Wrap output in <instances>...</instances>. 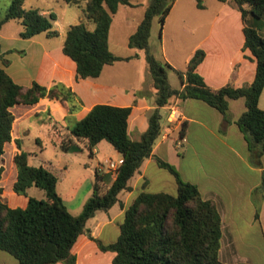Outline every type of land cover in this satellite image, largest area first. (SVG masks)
<instances>
[{
  "label": "trees",
  "instance_id": "1",
  "mask_svg": "<svg viewBox=\"0 0 264 264\" xmlns=\"http://www.w3.org/2000/svg\"><path fill=\"white\" fill-rule=\"evenodd\" d=\"M25 1L11 0L5 16L0 18V32L5 24L16 20L23 26L20 36L24 39L42 33L49 38L58 37L59 31L54 29L57 15L26 9ZM64 1L77 7L85 3L83 19L69 27L63 44L64 54L77 64V80L98 78L107 65L130 60L129 57L115 55L109 44L113 17L120 5L134 6L130 0ZM175 1L150 0L142 22L128 42L130 48L145 52L149 75L157 90L156 109L142 138L133 140L129 135L133 106L98 104L83 119L68 127L69 138L62 139L59 144L64 153H79L87 149L91 155L99 143L107 141L123 156L110 186L107 184L110 179L108 173L96 170L93 193L80 215H73L59 194L58 175L48 167L32 165L31 154L17 143L18 151L14 156L17 176L13 188L17 195L27 198V204H11L5 200L0 187V250L12 255L19 264H77L73 249L79 237L86 233L87 222L98 211H108L117 204L122 191L131 190L129 181L145 159L151 157L159 167L175 177L177 192H141L125 211L118 240L106 245L94 239L99 248L116 254L112 264H226L219 257L223 234L222 218L216 203L204 199L199 187L185 181L173 164L154 155L153 147L162 129L160 109L167 106L172 98L203 101L217 109L228 124L232 122L229 101L244 98L247 110L236 124L249 144L252 164L262 166L264 110L259 103L264 91V35L261 33L264 0H234L244 21V51L250 50L254 56L251 59L257 62L255 80L242 87L228 84L217 90L211 89L197 71L206 57L205 51L198 50L187 70L178 71L183 81L182 89L172 88L168 74L173 67L158 60L152 52L153 21L159 18L163 25ZM197 5L200 9L205 8L203 0H197ZM88 22L95 28L91 29ZM19 53L24 54V51ZM5 55L0 44V182L5 172L2 157L7 144L13 140L16 120L13 109L17 105L33 106L43 99L66 102L69 115L83 108L82 99L63 83L52 87L36 81L30 87L18 84L6 70L8 61ZM187 128L185 122L180 131L181 138H184ZM32 187L44 191L46 197L29 196L28 191ZM255 195L261 199L264 196V171L262 184L254 191ZM121 206L124 207L123 204Z\"/></svg>",
  "mask_w": 264,
  "mask_h": 264
},
{
  "label": "crops",
  "instance_id": "2",
  "mask_svg": "<svg viewBox=\"0 0 264 264\" xmlns=\"http://www.w3.org/2000/svg\"><path fill=\"white\" fill-rule=\"evenodd\" d=\"M130 1L134 6L120 5L114 15L109 37L111 51L117 56L129 57L130 60L107 65L98 78L77 80V64L64 54V42L46 47L37 35L28 39L34 48L33 52L29 53L25 49L13 48L7 43L8 38L4 36L3 31L8 23L0 32V44L2 52L6 53L5 57L24 51L22 58H18L22 67L14 71L13 65H10V74L18 84L30 87L36 81L52 87L56 83H63L82 99L83 108L71 115L75 120H71L70 124L66 123L67 129L83 119L98 104L133 106L129 117V135L133 140H140L149 128L150 116L156 109L157 90L148 74L145 52L129 48L127 55H121L113 51L112 47V32L117 19L122 21L124 30L128 28L123 39L129 42V38L142 22L150 2ZM204 1L205 8L200 9L196 0H176L165 23L161 25L159 40L154 38V34L158 32L157 25L160 20L155 18L153 21L150 45L158 60L173 67L168 74L172 88H183L178 71L187 70L191 58L198 50L205 51L206 57L197 71L211 89L217 90L228 84L238 88L252 83L257 73V62L251 59L254 56L250 50L244 51V21L238 5L234 0ZM94 28L95 25L91 27ZM22 31L23 29L19 34ZM261 33H264V24L261 25ZM13 49L16 51L7 53ZM137 61L143 68L137 83H116L111 75L113 70L117 67L127 68ZM229 105L232 122L228 124L217 109L203 101L172 98L167 106L160 109L162 129L154 144L153 154L173 164L185 181L199 187L204 199L216 203L222 218L223 235L219 257L223 263L264 264V196L262 199L259 195L254 196V191L262 184L264 156L261 167L252 164L249 144L236 124L247 110L246 100H230ZM259 105L264 110V91ZM185 122L188 128L184 138H181L180 131ZM100 144L90 155L93 159L99 154L97 147ZM55 147L60 149L59 145ZM121 158L122 162L123 156ZM57 160V164L50 160L35 166L48 167L57 174L60 168L66 167L61 163V159ZM105 164L107 165L98 163L96 170L108 173L110 179L107 184L110 186L121 163L110 160ZM129 186L131 190L122 191L117 204L108 211H98L87 222L86 233L79 237L73 249L77 264H94L104 259H107V264H112L116 254L103 252L94 239L106 245L116 242L121 234L125 211L141 192H154L152 188L156 187L162 188L160 192L175 194L178 188L175 177L159 167L153 157L145 159L140 170L129 181ZM33 188L37 187L29 189V196ZM166 188H171V191ZM40 196L32 197H46L45 193ZM19 201L21 206L27 204V198ZM0 262L19 264L17 259L13 262L2 250Z\"/></svg>",
  "mask_w": 264,
  "mask_h": 264
},
{
  "label": "rangeland",
  "instance_id": "3",
  "mask_svg": "<svg viewBox=\"0 0 264 264\" xmlns=\"http://www.w3.org/2000/svg\"><path fill=\"white\" fill-rule=\"evenodd\" d=\"M204 2L203 0V3ZM10 3L11 0H0V18L5 16ZM84 5L85 3L80 7L71 6L66 4L64 0H26L24 7L26 9H39L41 12L49 11L57 15V21L54 22V29L59 31L60 36L49 38L45 33H42L37 37L46 47H51L64 42L69 27L79 23L81 19H83ZM18 22L19 21L8 22L9 25L5 26L3 34L8 38L7 43L13 48L25 49L27 52L31 53L34 48L29 43L28 39H24L20 36L19 31H21L23 27L19 24L20 22ZM159 23L157 25L158 32L154 34V38H158V40L161 37L160 28L162 25L160 21ZM88 25L90 27L94 26L91 22H88ZM127 29L128 28H126V30ZM126 30L123 28L122 21L117 19L116 26L112 32V47L113 51L121 55H127L130 50L127 40L124 41L123 39ZM5 43L6 42H4V44ZM19 57L22 58L21 53H14L5 57L8 61L6 70L9 74L12 72L10 68L12 65L14 71L22 67L21 62L19 63L18 60ZM138 64L137 61L127 68L117 67L113 70V73L111 72V75L114 76L113 79L116 83H137L140 77V71L143 70ZM68 109V103L51 101L49 99H43L38 105H17L13 109L16 116L13 140L11 143L7 144L6 153L2 157L1 164L5 168V172L0 182L5 200L11 204L20 205L21 202L19 200L26 199L24 196L17 195L13 188L17 175L14 156L18 151V142L22 145L23 150L31 154L30 162L33 165L45 163L50 160H54L57 164L58 160L56 161V159H61V163L66 165L65 168L62 167L56 172L59 179L57 190L73 215L81 214L85 203L92 195L96 165L101 162L106 166L107 164L105 163L110 160L118 164L121 163L122 155L107 141H102L97 147L99 154L95 159L90 157V152L87 149L79 153H63L60 149L55 147L60 144L62 139L67 140L69 138V131L66 126L70 124L71 120L74 121L75 119L69 115L67 112ZM84 143L85 142L82 144ZM35 153L37 157H35ZM166 190L171 191V188H166ZM152 191L160 192L162 188L153 187ZM43 193L42 190L37 188H33L30 191V195H35L36 197H41L40 195ZM5 254L13 262H16L13 256L6 252ZM0 264H3V262H0ZM5 264L10 263L6 262ZM94 264H107V259L95 262Z\"/></svg>",
  "mask_w": 264,
  "mask_h": 264
},
{
  "label": "built area",
  "instance_id": "4",
  "mask_svg": "<svg viewBox=\"0 0 264 264\" xmlns=\"http://www.w3.org/2000/svg\"><path fill=\"white\" fill-rule=\"evenodd\" d=\"M114 166V165H113ZM118 168H119V166L117 167V169L116 170H118Z\"/></svg>",
  "mask_w": 264,
  "mask_h": 264
}]
</instances>
